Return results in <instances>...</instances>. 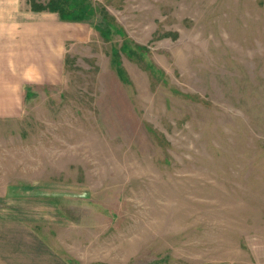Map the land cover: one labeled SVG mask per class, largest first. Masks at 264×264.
I'll list each match as a JSON object with an SVG mask.
<instances>
[{"label": "rangeland", "instance_id": "1", "mask_svg": "<svg viewBox=\"0 0 264 264\" xmlns=\"http://www.w3.org/2000/svg\"><path fill=\"white\" fill-rule=\"evenodd\" d=\"M87 3L0 45V264H264V0Z\"/></svg>", "mask_w": 264, "mask_h": 264}, {"label": "crops", "instance_id": "2", "mask_svg": "<svg viewBox=\"0 0 264 264\" xmlns=\"http://www.w3.org/2000/svg\"><path fill=\"white\" fill-rule=\"evenodd\" d=\"M27 0H0V45H5L4 51L21 52L25 50L37 49L26 48L29 44H34L33 40L27 36L35 35L34 28H27L28 18L36 12H31L27 7L21 10V5H26ZM4 21V22H2ZM30 26V25H29ZM56 33L52 32L53 38L48 40V50L59 53L60 47V25H56ZM54 45L56 48H53ZM42 47V46H41Z\"/></svg>", "mask_w": 264, "mask_h": 264}, {"label": "trees", "instance_id": "3", "mask_svg": "<svg viewBox=\"0 0 264 264\" xmlns=\"http://www.w3.org/2000/svg\"><path fill=\"white\" fill-rule=\"evenodd\" d=\"M32 12H49L58 14L61 21L86 22L93 17V9L87 0H50L46 5L28 0Z\"/></svg>", "mask_w": 264, "mask_h": 264}]
</instances>
